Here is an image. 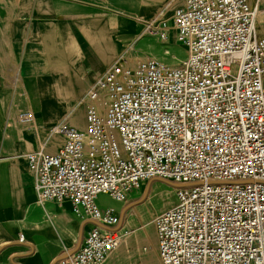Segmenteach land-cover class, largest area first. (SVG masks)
<instances>
[{
	"label": "built area",
	"instance_id": "2783aa9c",
	"mask_svg": "<svg viewBox=\"0 0 264 264\" xmlns=\"http://www.w3.org/2000/svg\"><path fill=\"white\" fill-rule=\"evenodd\" d=\"M177 1L170 23L153 19L144 32L162 44L173 32L185 57H138L129 45L92 75L78 101L84 125L64 118L25 153L36 204L68 203L95 223L52 264H105L128 232L98 197L125 203L152 180L176 185L174 204L153 219L160 264H264V9L261 0ZM16 119L34 122L30 110ZM56 134L63 143L48 153Z\"/></svg>",
	"mask_w": 264,
	"mask_h": 264
},
{
	"label": "crops",
	"instance_id": "0c3cea01",
	"mask_svg": "<svg viewBox=\"0 0 264 264\" xmlns=\"http://www.w3.org/2000/svg\"><path fill=\"white\" fill-rule=\"evenodd\" d=\"M174 1H0V264H52L75 252L95 224L77 217L68 203L36 204L25 153L36 149L46 140L47 128L64 118L84 125L78 101L92 75L105 70L129 45L138 57H144V46L158 45L157 37L144 41L145 22L167 19ZM21 110H30L34 122L17 121ZM62 143L61 135H53L46 152ZM146 183L128 202L143 194ZM130 203L110 206L121 215L117 228L128 232L124 246L131 254L125 263L142 264V232H130L133 226L124 224ZM153 245L156 250L154 232ZM113 255L105 264H111Z\"/></svg>",
	"mask_w": 264,
	"mask_h": 264
},
{
	"label": "rangeland",
	"instance_id": "374dc122",
	"mask_svg": "<svg viewBox=\"0 0 264 264\" xmlns=\"http://www.w3.org/2000/svg\"><path fill=\"white\" fill-rule=\"evenodd\" d=\"M2 1V0H0ZM179 1L173 2V7L178 4ZM2 4V2L0 3ZM0 11H2L0 9ZM170 15L171 11H168L165 17H167V22L170 23ZM259 26L264 36V16L259 18ZM144 41H149L156 39L157 36L154 34L144 32ZM151 37V38H150ZM158 38V37H157ZM159 46V47H158ZM164 49L169 50V54H164ZM144 56H152L159 59H163L168 63H178L185 57V49L176 41L175 34L172 32L169 41L167 44H162L161 42L154 47H145ZM53 139H56L53 137ZM175 184L166 180H152L146 183L145 191L139 198L131 199V201H127L124 204H128V212L126 217L124 218V224L133 226L130 230H140L142 232L144 247H147L146 252H144L143 263L142 264H160L155 247L153 245V219L154 217L167 209L175 202ZM137 200V201H136ZM98 204L101 208L105 206H116L119 207V203L114 202L110 198L105 195H100L98 198ZM126 228V229H127ZM127 238V236H125ZM120 247L114 252L113 260L111 264H127L125 263L124 257L127 254H131L130 251L126 252L124 241ZM133 253V252H132ZM133 257H131L132 259ZM138 262V261H137ZM139 264V262H138Z\"/></svg>",
	"mask_w": 264,
	"mask_h": 264
},
{
	"label": "water",
	"instance_id": "95a60500",
	"mask_svg": "<svg viewBox=\"0 0 264 264\" xmlns=\"http://www.w3.org/2000/svg\"><path fill=\"white\" fill-rule=\"evenodd\" d=\"M176 187V186H175Z\"/></svg>",
	"mask_w": 264,
	"mask_h": 264
}]
</instances>
